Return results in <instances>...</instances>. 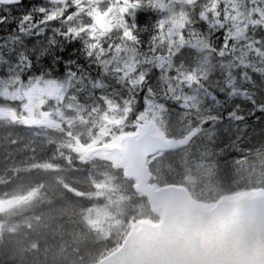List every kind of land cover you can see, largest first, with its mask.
<instances>
[{
  "label": "snow or ice",
  "instance_id": "snow-or-ice-1",
  "mask_svg": "<svg viewBox=\"0 0 264 264\" xmlns=\"http://www.w3.org/2000/svg\"><path fill=\"white\" fill-rule=\"evenodd\" d=\"M138 13L159 18L139 26ZM252 121L264 123V0H0V183L82 172L91 191L54 178L78 202L103 199L79 208L107 242L86 264H264V141L235 160V183L220 169ZM163 163L179 169L177 207L152 193ZM114 173L128 182L115 201L101 192ZM45 198L36 183L0 211ZM173 228L183 251L148 239Z\"/></svg>",
  "mask_w": 264,
  "mask_h": 264
},
{
  "label": "trees",
  "instance_id": "trees-1",
  "mask_svg": "<svg viewBox=\"0 0 264 264\" xmlns=\"http://www.w3.org/2000/svg\"><path fill=\"white\" fill-rule=\"evenodd\" d=\"M145 18H148L151 23H155L159 17L155 13H138L137 23L139 26H144ZM256 122L258 121H252V123ZM17 132L19 133L17 138L21 142L33 138L30 132L22 129V127L18 128ZM261 141H264V135H253V143L256 147ZM42 155H47V153ZM57 163H62V161H57ZM57 175L62 176L66 181L84 191H91V185L82 172L62 171L53 174L34 170L30 173L22 172L18 176H13L8 183H0V193L4 194L0 195V199H8L18 195L24 196L36 183H43L46 193V198L43 201L38 200L0 211L1 227L6 229L11 225L20 224L21 227L25 228L33 227L37 223L41 226L49 225L48 229L41 228L38 231L39 238H36V241L31 239V235L27 232L1 235L0 264H86L80 260V255L83 254L85 258L95 256L101 243H107L106 241H97L93 234L82 230L79 216L81 206L89 203L104 206L103 199L78 202L77 198L59 186L54 178ZM95 179L99 181L101 178L96 176ZM173 182L176 180H170V184ZM125 184L128 188V182ZM147 207V204L143 205L145 210ZM61 209H67V211L62 213ZM49 211H55L49 215L50 218L48 217ZM68 217H72V220L74 218L72 224L67 221ZM47 218L50 220L49 223H47ZM64 223L66 224L63 225ZM60 227L62 231L61 229L57 231ZM37 230L38 228L33 229V231Z\"/></svg>",
  "mask_w": 264,
  "mask_h": 264
},
{
  "label": "rangeland",
  "instance_id": "rangeland-1",
  "mask_svg": "<svg viewBox=\"0 0 264 264\" xmlns=\"http://www.w3.org/2000/svg\"><path fill=\"white\" fill-rule=\"evenodd\" d=\"M23 9H20L21 11ZM264 128V123L256 122L253 123V127H250L247 130V138L241 141L237 142V145L235 148H225L224 152L221 153V161H220V169H221V174L223 178L226 181L235 183L234 177H235V171L233 168L234 162L236 159H243L244 156L247 154V150L251 147H256L253 143V135L257 134H262L261 129ZM152 181L151 185H153L155 188L159 187H165L170 184V180H176L178 181L180 179L179 175V169L170 166L167 163L163 164H157L153 169H152ZM114 175V179L112 181L113 187L109 189H102L101 192L103 193V197H111L113 201H115L118 197L122 195V189L126 192L128 190L127 185L125 184L124 181H121L118 176ZM118 180V181H117ZM123 182V183H122ZM125 185V186H124ZM197 190L199 191V186H197ZM203 195L205 197H211L214 195L213 192L204 190ZM145 210V209H144ZM55 211H49L48 217L50 214H52ZM110 212L112 216H118L119 211L116 208L115 204H112L110 206ZM60 213V212H59ZM50 218V217H49ZM48 219V222L50 220ZM74 219V218H73ZM67 221L70 222L71 224L73 223L72 217H68ZM67 223V222H66ZM64 223L63 225H65ZM78 223V221H77ZM49 226V225H48ZM48 226H41V224L37 223L35 226L31 227H21L20 224H14L9 226L8 228H3L0 226V236L1 235H8L10 233H15L19 234L20 232H27L29 235H31V239L36 241V238H39L38 231L41 230V228H48ZM107 227V225H105ZM34 228H38L37 231H33ZM62 228H58L57 231H59ZM117 231V227H113L112 231Z\"/></svg>",
  "mask_w": 264,
  "mask_h": 264
},
{
  "label": "water",
  "instance_id": "water-1",
  "mask_svg": "<svg viewBox=\"0 0 264 264\" xmlns=\"http://www.w3.org/2000/svg\"><path fill=\"white\" fill-rule=\"evenodd\" d=\"M152 176L148 174V180L151 182ZM152 193L155 197L159 198L160 201H166L172 204L173 207H177L176 202L172 201L170 198L173 195L172 190L169 187L161 189H152ZM148 239L152 242L155 247L161 252L174 253L180 252L184 249L185 239L183 235H178L175 228L170 229L169 232L165 234L152 235L149 233ZM167 246H170L166 248ZM172 249V252H169Z\"/></svg>",
  "mask_w": 264,
  "mask_h": 264
},
{
  "label": "bare ground",
  "instance_id": "bare-ground-1",
  "mask_svg": "<svg viewBox=\"0 0 264 264\" xmlns=\"http://www.w3.org/2000/svg\"><path fill=\"white\" fill-rule=\"evenodd\" d=\"M28 135V134H27ZM118 181V180H117ZM123 183V182H122ZM13 189H14V187H13ZM49 189V188H48ZM57 220V219H56ZM74 220V219H73ZM53 222V221H52ZM48 229V228H47ZM19 239V238H18ZM24 242V241H23ZM26 242V241H25ZM11 244V243H10ZM26 244V243H25ZM20 245V244H19ZM22 246V245H21ZM16 247V246H15ZM14 247V248H15ZM168 247H170V246H167L166 248H168ZM169 252H172V249H169ZM30 263V262H29Z\"/></svg>",
  "mask_w": 264,
  "mask_h": 264
}]
</instances>
